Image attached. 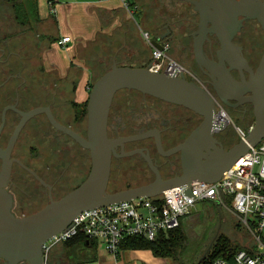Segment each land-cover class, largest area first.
Wrapping results in <instances>:
<instances>
[{"label":"flooded vegetation","instance_id":"obj_1","mask_svg":"<svg viewBox=\"0 0 264 264\" xmlns=\"http://www.w3.org/2000/svg\"><path fill=\"white\" fill-rule=\"evenodd\" d=\"M4 3H7L6 0ZM178 3H183L187 12H178ZM175 4L174 18L156 28L162 38L160 42L168 45V52L176 59L172 60L193 76V79L190 78L192 81L188 78H184L185 80L206 90L214 98L215 106L218 103L223 110L238 113L242 122H247L250 114L253 125L251 106L236 92H231L225 84L221 92L225 101L220 102L218 99L211 78L214 76L215 84L220 87L217 75H221L218 65L221 48L212 33L211 24L207 26L211 32L207 33L202 43V54L208 67L216 72L215 75L203 67L200 68L195 60L193 38L197 31V12L189 2L175 0ZM17 12L22 20L17 19L14 6L9 10H0V150H6L19 127L9 153L12 167L4 188L12 198V214L25 217L38 211L26 215V199L32 203L45 201L46 204L49 197L56 200L54 197L62 187L63 178L66 176L71 180L83 174L87 177L90 160L88 151L80 148L68 135L56 130L44 113L27 117L34 109L49 108L56 124L82 138L86 136V107L84 112L82 107L78 108L73 104L64 108L60 106V80L44 83L41 69L42 43L36 41L31 34L33 29L25 9L19 7ZM236 20L239 26L231 44L247 63V69L255 70L263 52L264 34L251 14L240 12ZM223 66L237 82L240 74L245 78L248 76L246 70L232 59L230 64L223 62ZM47 86H51L52 92H47ZM62 115L65 117L62 118ZM199 122L198 116L182 107L131 91L119 92L109 110L107 137L117 140L156 131L163 154L157 151L151 136L122 142V145H117L114 149L118 157H112L110 173L114 171L125 177L120 180L125 189L146 186L155 179L144 158L146 155L162 180L174 178L180 173L179 155L166 156L165 153L182 143ZM219 133L221 132H217L214 137L224 150H228V140L224 138L220 141L216 137ZM137 151L142 153H133ZM129 153L133 154L126 155ZM1 163L0 160V169ZM18 163L30 170L34 176ZM128 173L133 175L132 179L127 178ZM26 188L29 190L26 191ZM0 264H3L1 259ZM45 264H48L47 259Z\"/></svg>","mask_w":264,"mask_h":264},{"label":"water","instance_id":"obj_2","mask_svg":"<svg viewBox=\"0 0 264 264\" xmlns=\"http://www.w3.org/2000/svg\"><path fill=\"white\" fill-rule=\"evenodd\" d=\"M198 14L197 31L193 38L194 55L197 65L211 71L202 54V43L210 23L212 33L220 43L219 68L217 75L220 87L214 82V89L220 102L225 98L221 94L225 84L229 90L243 97V101L252 108L254 123L244 140L240 139L228 150L222 148L214 135L223 131V126L216 125L214 98L201 86L184 78L168 77L153 73L147 68L117 66L101 75L89 91L86 102V136L82 138L55 123L49 108L30 111L27 117L45 114L50 124L58 131L68 135L80 148L88 151L90 170L85 180L76 188L58 200L49 201L37 212L25 217H16L11 212L12 198L5 190L9 180L12 161L9 153L14 145L19 127L10 139L5 151L0 150V259L3 264H45L42 246L51 237L65 229L72 219L85 210L104 207L138 198L152 199L163 191L180 186H188L201 181L215 183L223 172L227 171L240 157L264 140V47L255 70L247 69L231 39L238 29L236 17L240 12L249 13L255 19L264 34V0H185ZM154 39L150 43L161 50ZM246 70L247 77L242 74L239 81L233 80L224 70L223 62L230 60ZM221 76V77H220ZM121 91H133L156 100L182 107L200 118L199 124L186 139L165 153L166 156L178 154L180 173L174 178L162 180L157 169L152 166L146 155L144 158L154 174V181L146 186L136 187L108 193L112 157H118L115 147L122 142L138 140L151 136L155 147L163 154L160 137L156 131L129 138L111 140L107 137L106 126L114 97ZM141 154V151L133 152ZM129 153L126 155H132ZM19 164V163H18ZM20 165V164H19ZM22 166V165H20ZM23 167V166H22ZM27 170L30 174H34Z\"/></svg>","mask_w":264,"mask_h":264},{"label":"crops","instance_id":"obj_3","mask_svg":"<svg viewBox=\"0 0 264 264\" xmlns=\"http://www.w3.org/2000/svg\"><path fill=\"white\" fill-rule=\"evenodd\" d=\"M35 1L36 21L30 24L34 39L44 47L41 54L44 83L60 80L58 102L62 108L85 105L95 79L113 64L148 66L150 48L142 40V33H148L152 40L162 39L156 28L174 18L176 5L175 0H128L137 7L130 15L116 0H51L54 11L51 16L48 0ZM177 9L187 12L183 3H178ZM62 38H69L64 46L58 44ZM47 89L52 92L51 86ZM49 255L48 264L69 261L70 264H172L170 260L154 257L149 250H120L113 257L95 242L72 251L75 260L71 257L67 261L61 247Z\"/></svg>","mask_w":264,"mask_h":264},{"label":"built area","instance_id":"obj_4","mask_svg":"<svg viewBox=\"0 0 264 264\" xmlns=\"http://www.w3.org/2000/svg\"><path fill=\"white\" fill-rule=\"evenodd\" d=\"M116 1L130 15L137 10L128 0ZM48 9L53 15L51 0L48 1ZM142 40L150 48L149 71L168 77L193 79L185 68L168 57L166 43L158 42L161 47L158 50L151 45L148 33H142ZM68 42L69 38H62L58 44L64 46ZM215 111V118L220 114L226 118L219 125L224 127L231 123L218 103ZM250 129L246 132L237 130L239 138L244 140ZM153 199L138 198L82 211L65 229L43 244V256L46 259L55 246L82 237L86 241L102 244L107 254L116 257L125 239L142 238L154 242L159 234L177 229L180 221L196 204L209 201L227 207L252 238L251 253L239 251L231 263L217 259L212 264H264V140L248 147L247 152L215 183L196 181L188 186L167 189L157 201Z\"/></svg>","mask_w":264,"mask_h":264},{"label":"rangeland","instance_id":"obj_5","mask_svg":"<svg viewBox=\"0 0 264 264\" xmlns=\"http://www.w3.org/2000/svg\"><path fill=\"white\" fill-rule=\"evenodd\" d=\"M4 2L5 0H0V10L2 8L4 10H9L14 3L16 7L20 6V9H25V12L29 17L30 21L32 19H35V6L33 0H22L23 4L20 3V0H6L7 3ZM32 23L33 22H31V24ZM260 54L261 51L258 52V56ZM167 55L168 57L171 56V59H173L170 52H168ZM173 60L176 59L174 58ZM177 62L184 65L181 61ZM226 113L227 116L230 118L231 123L227 126H224V130L221 131V133L217 134L216 137L220 141L226 138L228 140V143L226 144L227 147H225L230 148L232 146L231 144H236L240 140L237 130L246 132L251 127L253 120L251 121L252 117L250 114L248 116V121L242 122L241 117L238 113L233 114L227 111ZM14 171L17 170L14 169ZM16 176L18 177L19 174H16ZM126 176L130 179L133 178V175L131 173H128V175ZM85 177V174H83L80 177L69 180L65 176L61 183L62 187L57 192L54 199H59L60 197L65 195L73 187L83 182ZM124 178L125 177H123L122 175H117L113 171L108 184V193H114L117 191L125 190L124 184L120 181ZM28 190L29 189L26 188V191ZM45 204V201L32 203L26 199V215L39 210ZM179 230L183 234L186 241L184 249L182 250L179 256V259L183 264H195L199 262V260L203 258L205 253L210 249V246L213 241L218 237L228 239L231 243L238 246V248L241 249L240 251L252 248V238L250 233L239 223V221L236 217H234L231 211L227 207L215 205L214 203H211L209 201H203L196 204L195 207L191 210V212L182 220ZM60 247L61 246H58L54 250H57ZM67 255L69 254L65 253L64 257H66ZM49 256L47 259H49ZM55 256L57 257L56 254ZM71 257L72 253L70 256L67 257V261ZM71 259L75 260V258L73 257ZM67 264H70V261Z\"/></svg>","mask_w":264,"mask_h":264},{"label":"trees","instance_id":"obj_6","mask_svg":"<svg viewBox=\"0 0 264 264\" xmlns=\"http://www.w3.org/2000/svg\"><path fill=\"white\" fill-rule=\"evenodd\" d=\"M8 1H11V0H8ZM48 1H50V0H48ZM33 2H34V6H35V10H34L35 11V19H32L30 22L36 21V1L33 0ZM20 3H22V0H20ZM13 6L15 7L16 16H18L17 19L22 20V16L20 15V13L17 12L18 8L20 6L16 7V5L14 3H13ZM35 40L37 41V39H35ZM42 46H43V44H42ZM43 50H44V47H43ZM150 61H151V56H150ZM150 61H149V64H150ZM149 64H148V66H149ZM148 66H143L142 68H148ZM99 77H97L95 79V81ZM131 92H133V91H131ZM133 93H136V92H133ZM85 107H86V103H85V105L82 106V108L84 109V112H85ZM111 175H112V173H110V178H111ZM110 178H109V181H110ZM80 184H78L77 186H79ZM77 186L73 187L71 190H73ZM107 189H108V187H107ZM157 198L158 197L154 198L153 200L157 201ZM179 227H180V225H179ZM179 227L175 230L167 232L166 234H159V236L157 237V239L154 242H149V241H146L142 238H127L121 243L120 250H149L152 253V255L156 258L170 260L173 264H183L180 261L179 256H180L182 250L184 249L186 241H185L183 234L179 230ZM86 243H92V242L86 241L82 237H77V238H74L70 241H67L65 243H61V244L55 246L54 248L51 249L49 254L52 252L53 249H55L58 246H61L63 255L65 253L71 255L72 251L78 249L79 246H83ZM250 248H251V246H250ZM240 250L241 249H239L238 246L231 243L228 239L218 237L213 241V243L210 246V249L205 253L203 258H201L199 260V262H197L195 264H212V262L215 261L216 259H222V260H225V261L231 263L234 255ZM242 251H245L247 253L252 252L251 249H249V248L244 249ZM69 255H67V256H69Z\"/></svg>","mask_w":264,"mask_h":264},{"label":"bare ground","instance_id":"obj_7","mask_svg":"<svg viewBox=\"0 0 264 264\" xmlns=\"http://www.w3.org/2000/svg\"><path fill=\"white\" fill-rule=\"evenodd\" d=\"M225 120H226V118H225V116L224 115H222V114H220L218 117H214V123L216 124V125H219V124H223L224 122H225Z\"/></svg>","mask_w":264,"mask_h":264}]
</instances>
